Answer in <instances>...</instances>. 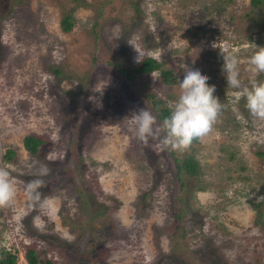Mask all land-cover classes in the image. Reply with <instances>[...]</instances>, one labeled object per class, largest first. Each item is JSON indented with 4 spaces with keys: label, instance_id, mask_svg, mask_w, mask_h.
<instances>
[{
    "label": "rangeland",
    "instance_id": "374dc122",
    "mask_svg": "<svg viewBox=\"0 0 264 264\" xmlns=\"http://www.w3.org/2000/svg\"><path fill=\"white\" fill-rule=\"evenodd\" d=\"M248 11V0H0V166L18 182L14 206L0 208V246L19 247V262L33 242L39 264H264V122L235 102L212 47L229 46L248 85L264 1ZM128 41L177 72L169 86L156 71L138 83L166 106L181 64L215 85L224 108L213 130L175 151L197 172L177 178L158 141L136 138L131 113L149 107L106 63H135ZM28 132L43 139L38 155L22 145ZM8 146L15 158L6 161ZM37 178L49 211L25 195Z\"/></svg>",
    "mask_w": 264,
    "mask_h": 264
},
{
    "label": "clouds",
    "instance_id": "9594fccd",
    "mask_svg": "<svg viewBox=\"0 0 264 264\" xmlns=\"http://www.w3.org/2000/svg\"><path fill=\"white\" fill-rule=\"evenodd\" d=\"M137 55L135 62L143 61L144 53L134 43ZM213 48H218L223 56L224 64L222 71L226 73L228 87L233 92L235 102L242 98L245 106L252 117L264 122V81L257 77L264 73V46H256L248 58L251 66V77L248 85H243L240 79L239 59L230 53L229 46H220L213 43ZM184 69V77L179 82V95L174 101L168 102L170 114L162 121L149 108H140L131 113L135 136L141 142L147 144L149 140H156L163 149L185 152L196 140H202L213 130L224 105L214 95L215 85L207 83L209 77L199 69L190 68L187 64H181ZM49 170L43 167L37 175L46 176ZM17 180L12 175L8 166H0V208L14 206L17 197ZM45 186L42 178L30 180L25 185V195L29 203L41 211L51 209V200L43 197L40 189ZM24 262L23 255L21 256Z\"/></svg>",
    "mask_w": 264,
    "mask_h": 264
},
{
    "label": "trees",
    "instance_id": "16d2710c",
    "mask_svg": "<svg viewBox=\"0 0 264 264\" xmlns=\"http://www.w3.org/2000/svg\"><path fill=\"white\" fill-rule=\"evenodd\" d=\"M264 0H248L249 9L251 12L254 8H257ZM95 22V21H94ZM61 30L68 31L71 28V14L69 11L63 10L58 22ZM218 55V53H217ZM142 62L135 63H122L112 59L106 60V63L112 67L114 72L118 74L124 81L130 84H136L138 86V92L141 98L144 100L145 104L152 110L153 114L157 116L158 121H162L166 116L170 114L169 108L163 103L162 98L154 93L153 91L144 88L140 85V81L143 75H147L152 71L157 72V80L159 83L164 85L174 84L178 79V74L172 68L165 66L162 61L156 59L150 55H143ZM53 71L57 72L58 69L54 68ZM139 83V84H138ZM179 95L178 92L168 90L166 91L167 98L175 99ZM40 135L28 132L22 137L23 147L31 154L38 155V148L42 142ZM73 155H77L75 147L72 150ZM167 157L170 159L172 165L170 169L178 178L181 171H186L190 173L197 172L196 161L190 157H179L176 152L171 149H165ZM77 156L70 155L69 160L73 166H76L78 162ZM2 158L4 160H12L15 158V150L13 147H6L2 153ZM181 183V180H178ZM179 221L181 220V210L180 206L175 212ZM184 229L186 227L183 226ZM182 235V230L180 232ZM19 247H6L0 246V264H39L37 248L33 242L25 243L22 247L24 262H18L17 249Z\"/></svg>",
    "mask_w": 264,
    "mask_h": 264
},
{
    "label": "built area",
    "instance_id": "2783aa9c",
    "mask_svg": "<svg viewBox=\"0 0 264 264\" xmlns=\"http://www.w3.org/2000/svg\"><path fill=\"white\" fill-rule=\"evenodd\" d=\"M23 261V259H22V257H21V261H19V262H22Z\"/></svg>",
    "mask_w": 264,
    "mask_h": 264
}]
</instances>
